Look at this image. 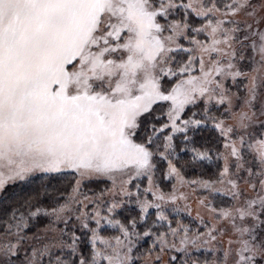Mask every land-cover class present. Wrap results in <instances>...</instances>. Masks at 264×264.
I'll return each mask as SVG.
<instances>
[{"label":"snow or ice","instance_id":"1","mask_svg":"<svg viewBox=\"0 0 264 264\" xmlns=\"http://www.w3.org/2000/svg\"><path fill=\"white\" fill-rule=\"evenodd\" d=\"M0 264H264V0H0Z\"/></svg>","mask_w":264,"mask_h":264}]
</instances>
